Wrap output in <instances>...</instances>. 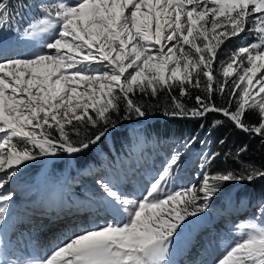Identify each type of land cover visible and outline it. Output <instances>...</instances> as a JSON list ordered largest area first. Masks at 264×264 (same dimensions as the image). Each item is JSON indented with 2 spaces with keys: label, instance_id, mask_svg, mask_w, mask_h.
<instances>
[{
  "label": "snow or ice",
  "instance_id": "6c2138e0",
  "mask_svg": "<svg viewBox=\"0 0 264 264\" xmlns=\"http://www.w3.org/2000/svg\"><path fill=\"white\" fill-rule=\"evenodd\" d=\"M32 9L36 14L19 27ZM9 34L39 50L28 57L0 53V172L6 177L0 189L38 157L89 152L115 129L110 114L119 113L121 103L143 117L130 95L137 90L155 95L159 87L178 86L183 95L188 85L199 88L203 82L208 95L195 98L200 107L191 110L193 117L219 112L236 128L264 137V0H0V46ZM241 34H254L256 42L231 52L221 62L224 80H216L218 50ZM81 82L85 88L78 92ZM217 91L230 97V106L235 100V110L211 103ZM176 107L180 111L173 115L189 114ZM246 115L259 122L245 123ZM100 123L104 129L94 137L71 139L70 132L79 135L81 128ZM181 158L179 152L172 155L140 197L96 181L126 221L85 229L44 257L4 258L0 264H173L171 248L188 217L205 212L224 183L264 178V170L253 167L240 175L205 172L199 185L167 192ZM12 199V193L0 195V225ZM259 207L253 220L236 225L237 238L214 264H264V204Z\"/></svg>",
  "mask_w": 264,
  "mask_h": 264
},
{
  "label": "rangeland",
  "instance_id": "374dc122",
  "mask_svg": "<svg viewBox=\"0 0 264 264\" xmlns=\"http://www.w3.org/2000/svg\"><path fill=\"white\" fill-rule=\"evenodd\" d=\"M35 2L37 3V1ZM45 2H51V0H45ZM146 10L147 9H144V11ZM36 12L37 10L35 11V13L29 11L28 14L24 17L25 24L19 27L26 26V22L31 19L36 14ZM15 38L17 39L18 46H20V48H22L23 50H20L18 52H10V54L6 56V58L28 57L32 51L39 50L34 49L32 43L26 41L23 38H18L15 34H9V36L3 43V47L5 49L8 48V45ZM253 42H256V37L254 34H241L239 38H232L231 40L226 41L225 44L221 46V48L218 50L213 68L216 69L217 74L222 79H224V77L220 74L222 67L221 62H227L231 52H233L238 47L251 44ZM24 48L26 49L24 50ZM93 51H95V49H93ZM95 66L99 67V65ZM129 71H131V69H129ZM234 76L235 74H233V77L228 78L229 83L234 78ZM258 87L259 85H256V88ZM84 88L85 85L83 82H81L79 86H77V91L82 92ZM95 88L97 89L96 95L97 97H99V85H96ZM75 102L76 101L74 100V103ZM89 113L92 114L91 109L89 110ZM140 118L142 119L138 121L136 126L130 125L128 127V130L132 131L135 134V144L133 145L132 149L129 150L130 155H128L127 157L120 156L116 159V161L110 164H102V161H92V164H87V160L84 159V157H81L80 154L74 157H69L64 153L59 154L57 157H38L33 161L23 164L19 168L17 175L13 179L8 181L3 189H0V195H7L9 193H12L13 196H17L18 193L22 192L28 199L35 198L38 201L39 206L37 212L40 213V215H44V213H47L49 215L48 222L50 223L49 227L51 228L52 225L57 222V217L59 214L63 213L62 217L64 215L73 216L77 208L81 205H84L87 209V206H89V202L94 201L96 208H98V211H100L102 207L107 208L106 197L104 196L100 185L96 183L98 179L102 178L104 181L112 183L116 186V188L119 189L121 177L126 178L127 185L123 193L130 197H140L151 182L147 181L149 177L146 179V173L148 172V176H150V173L146 169V167H144L145 163L149 168H152L153 171L155 168L157 170H162V168L165 166L163 159L167 163L171 156L177 152L181 153L182 156L181 161L179 162V167L175 169L177 176L180 179H189L193 182L192 185H199L203 179L204 173H207L208 165L210 163L209 143H211L212 135H198L197 137H200V140H197L200 141V145H198V147L194 145L196 138L195 140H192V143L171 142L170 144L166 140L159 142L152 139L153 141L148 144L145 153L142 154L141 157L140 155L143 152L142 146H140L142 152L140 150L141 153L139 154V156L136 155L138 151L137 147L138 145H143L142 142L144 140L149 141L147 140L148 132L145 125L147 123H151L152 121L144 116ZM115 129L117 130V128ZM37 131L40 130L37 129ZM112 131L113 130H110V134L112 133ZM70 134L76 133L70 132ZM110 134H108L106 137H109ZM185 145L189 146L185 147ZM97 151L99 154L103 153L101 148H98ZM152 157H160L163 163L160 165H156L155 162L151 159ZM201 165H204V167H201ZM197 176H199V178L194 182L193 180H195ZM0 178H6L4 172H0ZM139 179L143 180V182L140 185H137ZM189 186L190 185L177 184L174 180V177H172L171 180H169L165 191L172 192L175 190L185 189ZM89 188H91L90 192L88 190ZM50 198H52V200L56 198L55 203H57V205H54L53 201ZM62 198L63 200L66 199L65 201L67 205H65V202L59 204V202L62 201ZM213 202L214 200L211 199L209 201V207L205 212L200 213L196 217H188L182 225V228L179 231V235L176 237V240L171 248L170 259L173 263L175 262L176 258L179 257V254L184 252L185 248L188 247L193 241H201V243H197L201 245L199 247L195 244H192V248L198 250L202 248V241L205 240L212 242V251L210 249L209 243H207V245L205 244L204 246H207L208 251L213 254L212 261H215L216 259H214V256L221 252L220 250L218 252L219 245L214 243V241L218 238V235L215 234L218 233V231L212 230L213 222L217 219V217L219 215L220 217H222V225H226L228 226V228L232 227L237 229L236 225L244 221L253 220L261 211L259 207L261 204L259 203H255V206L253 207H248L246 201L241 200L238 203L237 207L233 206V204H228L229 206H232V209L229 208V206H226L223 210H221L219 204H215ZM11 203L12 202L9 203V208L6 212V223L0 225V236L2 235L1 238H3L4 235H7L8 232L12 234L11 237L16 235L17 232L20 233V228L23 226L26 227L30 221L29 216H27L24 210H15V205L13 204L14 206H11ZM58 206H60V209L58 208ZM108 207L111 210V213L114 214V217L109 218L108 215H105V217L107 218L104 219H101L100 217H92V219L89 221L87 220V218L84 219L83 217L76 216L71 224L65 225V228L63 227V230H72L77 226L79 222H84L85 224H96L98 225L97 227H99V225L100 227H103L106 225V223L113 222V220L116 223L126 221V216L122 217L120 214L114 212L109 205ZM238 207L250 208L248 212H252V215L236 224V222L229 218V215H235V213L237 212L236 208ZM54 208L55 210L53 212H49ZM37 221L38 222H35L34 226L30 230V234L32 235H34V231L32 230L38 229L36 225L39 224V220ZM31 223H33V221ZM63 223H59L55 227H59L60 229ZM222 234H224V231ZM233 234H238V231L234 232ZM189 250L190 248L186 249L187 252H189ZM185 254L182 255L185 256ZM29 258L37 257L30 256L25 259ZM184 260L185 258L183 259V261Z\"/></svg>",
  "mask_w": 264,
  "mask_h": 264
},
{
  "label": "trees",
  "instance_id": "16d2710c",
  "mask_svg": "<svg viewBox=\"0 0 264 264\" xmlns=\"http://www.w3.org/2000/svg\"><path fill=\"white\" fill-rule=\"evenodd\" d=\"M36 1V0H35ZM16 4L18 0H12ZM213 75L216 80L223 81L215 68ZM215 87V84H214ZM230 90L226 87V93ZM133 102L140 106L144 111V117L152 120L145 125L147 132H159L165 137L176 136L179 138L190 139L196 134L212 135L209 143L210 165L209 176L226 174L232 172L236 175L245 173L249 167L264 170V137L244 132L236 128L222 113L208 112L203 116L193 117L190 112L192 109H199L196 97H207L208 93L204 89L203 82L199 88L188 85L185 94H181L178 86L172 88L159 87L156 94L151 91L130 94ZM230 97L221 95L218 91L212 95L211 103L218 108H230L235 110V100L229 105ZM177 104L183 106L188 115H173L180 110ZM130 115V118H125ZM110 119L116 124L109 137H104L101 142L93 146L89 152L81 153L80 156L87 160V164L92 161L110 162L122 153H126L135 142V134L128 130L130 125H137L142 118L134 113L129 114L125 110V105L121 103L119 113H111ZM220 121L221 123H217ZM258 117L246 115L245 123H258ZM70 128V126H68ZM104 125L100 123L96 127L88 126L80 129V134H70L74 142L87 140L94 137L100 131H103ZM52 131L53 136L58 133ZM223 141V143H221ZM200 143V141L198 142ZM212 144V146H211ZM101 148L102 154L97 149ZM213 154L215 158L213 159ZM79 156V157H80ZM96 162V163H97ZM92 164V163H91ZM235 186V187H234ZM233 187V188H232ZM223 205L238 204L241 200L246 201L249 205L255 202L264 204V178L256 179L249 183L246 180L242 182H226L213 198ZM245 199V200H244Z\"/></svg>",
  "mask_w": 264,
  "mask_h": 264
},
{
  "label": "bare ground",
  "instance_id": "6f19581e",
  "mask_svg": "<svg viewBox=\"0 0 264 264\" xmlns=\"http://www.w3.org/2000/svg\"><path fill=\"white\" fill-rule=\"evenodd\" d=\"M176 142H180V141H176ZM180 143H182V142H180ZM140 146H142V145H138V147H137L138 151H137V153L135 152L137 156H139V154L142 152ZM140 150H141V152H140ZM141 177H143V176H141ZM148 177L149 176H148V172H147L146 173V179ZM142 182H143V180L139 179V181L137 182V185H140ZM126 185H127L126 178L121 177L120 184H119V190L121 192H124ZM88 190L90 192L91 188H89ZM90 195H92V194H90ZM15 199H16V201H18L17 202L18 204L15 203L14 204L15 206H14L13 203H11V206H14L15 210L17 209L16 206L21 208V210H24L25 213L27 214V216H29L30 221L26 227L23 226L20 228V230H22V231H20V233L17 232L16 235H14L13 237H11L12 234H10L9 232L7 233V235L3 234L4 235L3 238L0 237V241L3 242V244L0 245V259L6 258L9 261H11V260L20 261V260H23V259L28 258L30 256H33V257L35 256V257H37V259L44 257V256L50 254L55 246L66 241L68 238L72 237L74 234H79L80 232H82L85 229L100 228V226L99 227L91 226V225H89V223L87 225L84 222H79L77 224V226L72 230H70V229L61 230V227H60V229H59V227H55L59 223L64 222L63 225L71 224L72 221L74 220V218H76V216L83 217L84 219L87 218V220H91L92 217L107 218V217H105V215L106 216L108 215L109 218L114 217V214L111 213V210L109 209L107 203H106L107 208L102 207L100 209V211H98V208H96L95 202L92 201V202H89V206H87V209L84 205L80 204L81 206L77 208V210L75 211V214L73 216L64 215L62 217L63 213L59 214L57 217V219H58L57 222L54 223L52 225V227L50 228L49 227L50 223L48 222L49 215L47 213H44V215H40V213L37 212L38 211L37 209L39 208V206H38V201L35 198L28 199V198H26V195H24V193L20 192L17 194V196H15ZM50 199L52 200V198H50ZM21 201H24L25 204L21 205L20 204ZM52 201H53L54 205H57V203H55L56 198L53 199ZM60 203H62V201L59 202V204ZM58 208L60 209V206H58ZM54 210H55V208L49 212H53ZM36 218H37V220H39V228L40 229L39 228L37 229V233H36L37 235L36 234L32 235V234H30V230L34 226V223L38 222L36 220ZM32 221H33V223H31ZM52 229H54V232L51 233ZM206 245H207V243H206ZM182 256L177 258L174 264H208V263L211 264V263H213V261H212L213 254L210 251H208L207 246H204L201 250H194L192 252V254L187 252V254H185V256H183V257ZM184 258H185V260L183 261Z\"/></svg>",
  "mask_w": 264,
  "mask_h": 264
}]
</instances>
